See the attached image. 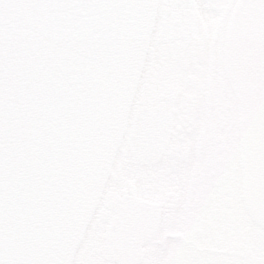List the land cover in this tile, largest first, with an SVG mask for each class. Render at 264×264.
<instances>
[{
  "label": "snow or ice",
  "instance_id": "1",
  "mask_svg": "<svg viewBox=\"0 0 264 264\" xmlns=\"http://www.w3.org/2000/svg\"><path fill=\"white\" fill-rule=\"evenodd\" d=\"M0 264H264V0H0Z\"/></svg>",
  "mask_w": 264,
  "mask_h": 264
},
{
  "label": "flooded vegetation",
  "instance_id": "2",
  "mask_svg": "<svg viewBox=\"0 0 264 264\" xmlns=\"http://www.w3.org/2000/svg\"><path fill=\"white\" fill-rule=\"evenodd\" d=\"M120 150L124 153V155L117 162V171L112 172L108 176L78 247L83 245L85 248H88L93 243V241H95L99 246L101 241L105 239V233L109 228L112 217L110 198L118 190L120 172L126 167L138 166V162L133 157H131L126 144H122L120 146ZM178 238L179 237L174 234H169L164 240H161L160 243H165L167 239Z\"/></svg>",
  "mask_w": 264,
  "mask_h": 264
},
{
  "label": "water",
  "instance_id": "3",
  "mask_svg": "<svg viewBox=\"0 0 264 264\" xmlns=\"http://www.w3.org/2000/svg\"><path fill=\"white\" fill-rule=\"evenodd\" d=\"M108 178V177H107ZM107 178L105 179V181L103 182V184L101 185V188H100V190H99V192H98V195H97V199H96V201L94 202V204L91 206V208H90V211H89V214H88V218L83 222V224L81 225V236H80V239L77 241V247L79 246V244H80V242H81V240H82V238H83V235H84V233H85V230H86V228H87V225H88V223H89V221H90V218H91V215H92V213H93V210H94V208H95V205H96V203H97V201H98V199H99V197H100V194H101V192H102V190H103V188H104V185H105V183H106V180H107Z\"/></svg>",
  "mask_w": 264,
  "mask_h": 264
}]
</instances>
